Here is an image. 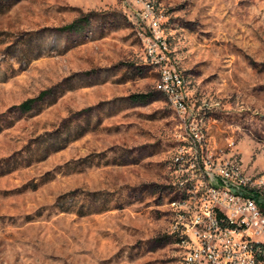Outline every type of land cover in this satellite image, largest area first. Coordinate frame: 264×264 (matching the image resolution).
<instances>
[{"label":"rangeland","instance_id":"1","mask_svg":"<svg viewBox=\"0 0 264 264\" xmlns=\"http://www.w3.org/2000/svg\"><path fill=\"white\" fill-rule=\"evenodd\" d=\"M147 2L191 105L264 181V0H0V264H185V126L156 88Z\"/></svg>","mask_w":264,"mask_h":264},{"label":"built area","instance_id":"2","mask_svg":"<svg viewBox=\"0 0 264 264\" xmlns=\"http://www.w3.org/2000/svg\"><path fill=\"white\" fill-rule=\"evenodd\" d=\"M143 18L148 56L160 66L156 88L182 117L186 143L178 147L175 170L181 196L171 202V232L185 264H264L263 177L254 179L235 153L209 132L204 114L191 105L183 73L171 64L167 38L152 2Z\"/></svg>","mask_w":264,"mask_h":264},{"label":"trees","instance_id":"3","mask_svg":"<svg viewBox=\"0 0 264 264\" xmlns=\"http://www.w3.org/2000/svg\"><path fill=\"white\" fill-rule=\"evenodd\" d=\"M75 27V23H72L70 25L67 26V28H74ZM36 99H29L27 101H24L23 103H21V107H24V108H28L29 105H31L32 102H34ZM261 199H264V193L262 192L261 193Z\"/></svg>","mask_w":264,"mask_h":264}]
</instances>
